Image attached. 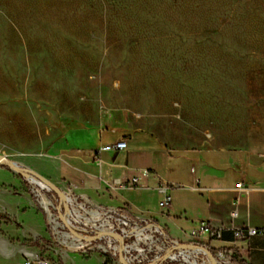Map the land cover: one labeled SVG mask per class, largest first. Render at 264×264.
<instances>
[{
  "label": "rangeland",
  "instance_id": "obj_1",
  "mask_svg": "<svg viewBox=\"0 0 264 264\" xmlns=\"http://www.w3.org/2000/svg\"><path fill=\"white\" fill-rule=\"evenodd\" d=\"M121 135L128 149L169 147L154 166L175 211L188 174L177 149H246L264 162V0H0V153L58 185L82 163L70 154ZM130 157L101 152L93 170L113 184ZM4 169L1 237L52 264H114L50 245L46 217L58 200ZM160 198L146 205L164 213Z\"/></svg>",
  "mask_w": 264,
  "mask_h": 264
},
{
  "label": "crops",
  "instance_id": "obj_2",
  "mask_svg": "<svg viewBox=\"0 0 264 264\" xmlns=\"http://www.w3.org/2000/svg\"><path fill=\"white\" fill-rule=\"evenodd\" d=\"M125 137L121 135L118 139L124 138L126 141ZM169 150L162 141L158 146L144 143L129 149L126 142L124 149L117 151L130 153L132 161L126 166L116 164L115 169L119 170V174L113 177L112 182L129 178L140 169L154 172L149 178L142 180L140 187L115 190L109 188L111 184L102 179L100 171L97 176L93 170L94 166H101V152L110 154L115 151H97L94 148L90 155L83 158L79 156L80 151H77L69 156L74 162L81 161L80 167L70 164L71 170L65 169L57 186L62 188L71 184L77 195L94 203L117 206L130 213L149 216L171 236L180 239H188L185 230L193 228L200 220L209 221L214 225L264 227V162L252 158L246 149L214 146L177 149L188 166L185 188L182 189L185 193L175 202L178 205L176 211L169 203L166 212H154L146 205L147 197L159 199L161 194L157 187L168 182L167 176L160 171L162 167L158 169L154 166V154H165ZM143 153L148 155L147 161L144 162L138 159V155ZM162 159L163 162H168L167 155ZM4 172L7 171L4 169ZM60 174L61 172L59 176ZM239 181L245 187L244 190L234 186ZM10 182H13L12 179ZM13 205L15 207L16 203ZM158 207L156 204V209ZM233 207L236 209V215L231 218L229 211ZM172 209L173 212L179 213V216H170ZM9 237L0 236V264H21L24 256L35 253L31 248L15 245ZM200 242L212 248H229L232 245L229 231H224L220 239H204ZM233 248L236 255L246 264H264V235L239 239Z\"/></svg>",
  "mask_w": 264,
  "mask_h": 264
},
{
  "label": "built area",
  "instance_id": "obj_3",
  "mask_svg": "<svg viewBox=\"0 0 264 264\" xmlns=\"http://www.w3.org/2000/svg\"><path fill=\"white\" fill-rule=\"evenodd\" d=\"M126 141L118 139L111 144L101 145L97 151H117L124 149ZM150 170L140 169L135 175L109 185L110 189H129L140 187L144 178L151 176ZM239 190L245 187L239 181L234 185ZM45 189L51 197L56 194ZM63 202L46 217L48 240L63 255H85L100 253L114 264H246L238 257L234 244L239 239L254 235H264V227L249 225H214L200 220L186 235L188 239L172 237L161 225L146 215L134 214L117 206L102 205L77 195L73 185L62 188ZM161 194L157 205L167 207L170 196L166 185H159ZM49 211V209L46 207ZM236 209L229 211L233 218ZM224 231L231 234L229 248H212L201 240L220 239ZM208 252L210 254H208ZM51 257L45 253H34L22 258L21 264H52Z\"/></svg>",
  "mask_w": 264,
  "mask_h": 264
},
{
  "label": "water",
  "instance_id": "obj_4",
  "mask_svg": "<svg viewBox=\"0 0 264 264\" xmlns=\"http://www.w3.org/2000/svg\"><path fill=\"white\" fill-rule=\"evenodd\" d=\"M2 164L7 166L9 169L21 174L28 180L29 178L36 180L37 181L36 184L38 185V187H39V183H41L42 186H40L39 188H47L53 191L58 198L57 205L63 202L64 196L61 188L56 184H54L52 181H50L48 178L44 177L43 175L39 174L38 172H36L31 168L24 167L18 164L16 161L9 158L6 154L0 153V165ZM208 254L210 253L208 252Z\"/></svg>",
  "mask_w": 264,
  "mask_h": 264
},
{
  "label": "trees",
  "instance_id": "obj_5",
  "mask_svg": "<svg viewBox=\"0 0 264 264\" xmlns=\"http://www.w3.org/2000/svg\"><path fill=\"white\" fill-rule=\"evenodd\" d=\"M0 167L7 169V166H5L3 164L0 165ZM5 222H9V221H5ZM27 242L30 243V244H34V245L36 244V242L35 241H32V240H28Z\"/></svg>",
  "mask_w": 264,
  "mask_h": 264
},
{
  "label": "bare ground",
  "instance_id": "obj_6",
  "mask_svg": "<svg viewBox=\"0 0 264 264\" xmlns=\"http://www.w3.org/2000/svg\"><path fill=\"white\" fill-rule=\"evenodd\" d=\"M32 182H34V183H37V181L36 180H34V179H32V178H29ZM40 186H42V184L41 183H39V187Z\"/></svg>",
  "mask_w": 264,
  "mask_h": 264
}]
</instances>
